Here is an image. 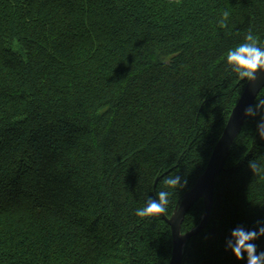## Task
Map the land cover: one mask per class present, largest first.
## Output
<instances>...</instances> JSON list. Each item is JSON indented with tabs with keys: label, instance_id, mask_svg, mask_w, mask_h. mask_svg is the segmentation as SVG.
Here are the masks:
<instances>
[{
	"label": "trees",
	"instance_id": "trees-1",
	"mask_svg": "<svg viewBox=\"0 0 264 264\" xmlns=\"http://www.w3.org/2000/svg\"><path fill=\"white\" fill-rule=\"evenodd\" d=\"M248 31L264 41V0H0V264H169L170 226L135 209L179 173L171 217L205 172L247 85L224 53ZM257 100L182 264H244L224 241L264 220Z\"/></svg>",
	"mask_w": 264,
	"mask_h": 264
},
{
	"label": "clouds",
	"instance_id": "clouds-1",
	"mask_svg": "<svg viewBox=\"0 0 264 264\" xmlns=\"http://www.w3.org/2000/svg\"><path fill=\"white\" fill-rule=\"evenodd\" d=\"M228 11H224L218 21L220 28H227ZM224 59L238 79L244 83H253L257 76L264 73V41H261L251 31H248L241 42L230 46L224 53ZM264 107V99L257 100V108ZM246 116L254 115V109L249 107L245 111ZM256 135L264 139V117L257 122ZM247 167L253 174L264 173V162L249 160ZM165 185L164 190L156 192L155 197L150 196L147 202L135 209V215L140 218H159L168 211L170 196L180 189H185L187 179L177 173L168 174L161 178ZM264 238V220L257 222L255 228H245L237 225L230 230V234L224 241L227 251H230L237 261L244 264H264V250H258L256 241Z\"/></svg>",
	"mask_w": 264,
	"mask_h": 264
},
{
	"label": "water",
	"instance_id": "water-1",
	"mask_svg": "<svg viewBox=\"0 0 264 264\" xmlns=\"http://www.w3.org/2000/svg\"><path fill=\"white\" fill-rule=\"evenodd\" d=\"M263 88L264 73H261L257 76L255 82L247 84L244 93L239 100V103L234 108L228 120L222 137L220 138L212 153L207 168L198 180L197 184L191 191L185 194L181 202L177 205L170 219H168L165 215H162L163 219L171 227L173 237V255L169 264H182L184 248L187 242L190 241L192 237L201 232L207 225L214 202L216 178L224 171L230 149L236 137L242 130L247 118L245 115L246 109L254 105L255 100ZM157 182L158 179L154 184V189L157 187ZM200 199H204L205 203V210L201 223L191 231L182 234V224L188 211Z\"/></svg>",
	"mask_w": 264,
	"mask_h": 264
}]
</instances>
